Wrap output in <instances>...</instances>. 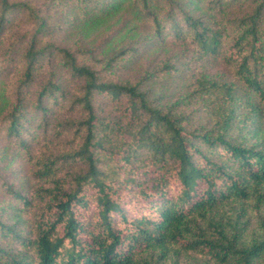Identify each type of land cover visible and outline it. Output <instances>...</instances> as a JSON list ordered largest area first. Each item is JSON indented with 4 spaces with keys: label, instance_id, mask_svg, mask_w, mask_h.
<instances>
[{
    "label": "trees",
    "instance_id": "trees-1",
    "mask_svg": "<svg viewBox=\"0 0 264 264\" xmlns=\"http://www.w3.org/2000/svg\"><path fill=\"white\" fill-rule=\"evenodd\" d=\"M0 136V264H264V0H0Z\"/></svg>",
    "mask_w": 264,
    "mask_h": 264
},
{
    "label": "rangeland",
    "instance_id": "rangeland-1",
    "mask_svg": "<svg viewBox=\"0 0 264 264\" xmlns=\"http://www.w3.org/2000/svg\"><path fill=\"white\" fill-rule=\"evenodd\" d=\"M114 24V22H111ZM109 23V24H111ZM105 27L101 28L99 31L95 32L90 36L88 40H101L106 32ZM121 45V44H119ZM170 58L171 64L175 65L178 72L174 74V77L166 76L164 80L168 84L164 85L165 82H160L159 80L163 77L161 72L156 73L154 80L153 92L158 93L161 96H166L165 100L169 102L174 101V97L179 90H183L187 85H189L193 78L200 73L215 74L217 72L227 73L228 69L225 64L217 58H210L209 60H194L190 54H180L179 48L174 43H167L163 46H154L151 48H146L141 51L138 55L135 65L131 70L122 74V79H135L141 74V72L147 68L154 70L159 69V64L165 59ZM167 87V88H166ZM164 100V99H163ZM189 108L187 107V110ZM8 143L2 140L0 136V160H2V170L1 174L5 178L12 182L23 181L27 178L31 170V166L24 161V159L18 154L14 149L7 147ZM37 148V146H36ZM20 153V152H19ZM2 194L0 193V199ZM195 258H190L187 261H181L180 264H194Z\"/></svg>",
    "mask_w": 264,
    "mask_h": 264
}]
</instances>
